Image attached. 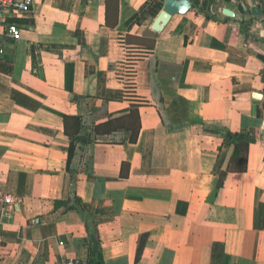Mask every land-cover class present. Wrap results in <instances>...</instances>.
Instances as JSON below:
<instances>
[{"label": "crops", "instance_id": "1", "mask_svg": "<svg viewBox=\"0 0 264 264\" xmlns=\"http://www.w3.org/2000/svg\"><path fill=\"white\" fill-rule=\"evenodd\" d=\"M30 1L0 55V264L87 260V224L104 264H264V0L159 33L163 0ZM133 106L134 143L93 133ZM64 116L91 140L70 162Z\"/></svg>", "mask_w": 264, "mask_h": 264}, {"label": "trees", "instance_id": "2", "mask_svg": "<svg viewBox=\"0 0 264 264\" xmlns=\"http://www.w3.org/2000/svg\"><path fill=\"white\" fill-rule=\"evenodd\" d=\"M194 7H197V11L203 13L204 11H209L211 6L214 5L215 0H202L201 4H199L198 0H191ZM162 4H158L155 10L152 12V15H155L157 11L161 10ZM65 135L69 138V150L67 155V161L73 157L76 144H88L90 143V139L87 136H82L83 124L80 117H63ZM139 116L137 112V108L135 106L132 107L131 112L127 116H123L120 118L112 119L105 121L101 124H97L93 126V133L96 136H107L116 132H123L127 134V139L130 143H134L137 139V135L139 132ZM248 142L241 143L236 146L238 152H241L243 149L247 151ZM237 153L235 152V157ZM245 168V167H244ZM222 186V181L219 180L217 184V188ZM55 209H59L64 207L65 210L75 209L79 211L81 214L83 213V209L81 206V202L78 198L74 199V205H69L67 201H56L54 204ZM87 228L90 236L93 238V245L90 243L87 245L88 249V258L87 264H104V260L101 254V248L99 243L98 234L95 228H91L90 225L87 224Z\"/></svg>", "mask_w": 264, "mask_h": 264}, {"label": "built area", "instance_id": "3", "mask_svg": "<svg viewBox=\"0 0 264 264\" xmlns=\"http://www.w3.org/2000/svg\"><path fill=\"white\" fill-rule=\"evenodd\" d=\"M198 2L201 4L202 0ZM30 8V0H0V55L4 52L6 40L18 41L21 37L20 29L13 23V19L28 13ZM3 202L6 205L13 203L11 196H5ZM56 264H87V260L63 259Z\"/></svg>", "mask_w": 264, "mask_h": 264}, {"label": "water", "instance_id": "4", "mask_svg": "<svg viewBox=\"0 0 264 264\" xmlns=\"http://www.w3.org/2000/svg\"><path fill=\"white\" fill-rule=\"evenodd\" d=\"M230 1V0H227ZM252 8L249 10L252 15H259L260 10L255 6V2L251 0ZM192 7V3L190 0H163L162 10L159 12L157 17L154 19L151 30L156 33H159L163 30L165 25L169 22V20L173 17V15H184L186 14ZM212 9L214 7L212 6ZM240 12H245L246 9L242 4L238 6ZM224 15L233 16V13L228 9L223 10ZM257 58L264 62V56L258 55Z\"/></svg>", "mask_w": 264, "mask_h": 264}]
</instances>
